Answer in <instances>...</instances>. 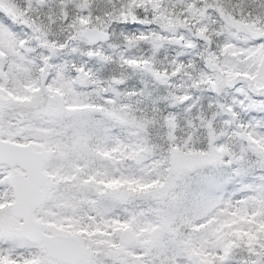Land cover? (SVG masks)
<instances>
[{
    "label": "snow or ice",
    "instance_id": "1",
    "mask_svg": "<svg viewBox=\"0 0 264 264\" xmlns=\"http://www.w3.org/2000/svg\"><path fill=\"white\" fill-rule=\"evenodd\" d=\"M0 264H264V0H0Z\"/></svg>",
    "mask_w": 264,
    "mask_h": 264
}]
</instances>
